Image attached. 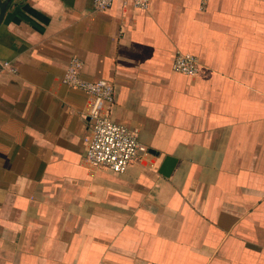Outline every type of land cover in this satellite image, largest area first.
Masks as SVG:
<instances>
[{"label":"crops","instance_id":"0c3cea01","mask_svg":"<svg viewBox=\"0 0 264 264\" xmlns=\"http://www.w3.org/2000/svg\"><path fill=\"white\" fill-rule=\"evenodd\" d=\"M178 51L196 75L172 69ZM71 56L147 146L124 172L84 159L92 97L63 83ZM0 264H264V0H12Z\"/></svg>","mask_w":264,"mask_h":264},{"label":"built area","instance_id":"2783aa9c","mask_svg":"<svg viewBox=\"0 0 264 264\" xmlns=\"http://www.w3.org/2000/svg\"><path fill=\"white\" fill-rule=\"evenodd\" d=\"M114 0H93L95 10H105ZM130 2L134 8L147 10L151 0H122ZM206 0H201L203 5ZM1 66L14 71L9 61ZM83 61L71 56L65 66L62 81L68 87L83 91L92 97L88 113L89 131L84 137V159L94 167L105 168L115 172H124L132 163L147 152V146L140 142L136 129L113 121L110 109L115 101L114 85L106 79H83L80 75ZM175 72L194 76L199 71L197 56L178 51L172 61Z\"/></svg>","mask_w":264,"mask_h":264},{"label":"water","instance_id":"95a60500","mask_svg":"<svg viewBox=\"0 0 264 264\" xmlns=\"http://www.w3.org/2000/svg\"><path fill=\"white\" fill-rule=\"evenodd\" d=\"M11 1L12 0H0V24L2 23V21L4 19L6 10H7L8 5ZM173 162H174L173 158H171L169 156L165 158V160L163 162L164 168H162V170H161V173L163 175H167V173H168L169 169L171 168Z\"/></svg>","mask_w":264,"mask_h":264}]
</instances>
